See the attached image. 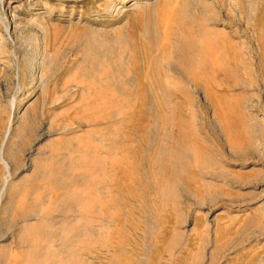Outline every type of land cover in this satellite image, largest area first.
Here are the masks:
<instances>
[{
  "label": "rangeland",
  "instance_id": "1",
  "mask_svg": "<svg viewBox=\"0 0 264 264\" xmlns=\"http://www.w3.org/2000/svg\"><path fill=\"white\" fill-rule=\"evenodd\" d=\"M0 264H264V0H0Z\"/></svg>",
  "mask_w": 264,
  "mask_h": 264
}]
</instances>
